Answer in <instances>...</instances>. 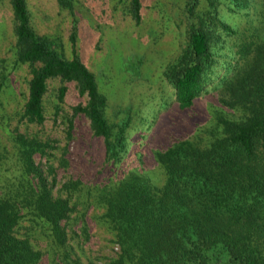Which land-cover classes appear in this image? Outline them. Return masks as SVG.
Masks as SVG:
<instances>
[{
  "label": "trees",
  "instance_id": "obj_1",
  "mask_svg": "<svg viewBox=\"0 0 264 264\" xmlns=\"http://www.w3.org/2000/svg\"><path fill=\"white\" fill-rule=\"evenodd\" d=\"M8 1L10 51L29 72L18 120L43 123L48 79L61 81L59 100L73 83L72 115L87 118L96 152L84 149L82 170L57 185L72 163V118L58 156L15 127L0 145V264H101L83 250L92 222L117 245L103 264H264V8L234 28L215 0L202 10L186 0L183 43L160 73L168 100L132 131L127 111L106 115L83 61L33 30L25 0Z\"/></svg>",
  "mask_w": 264,
  "mask_h": 264
},
{
  "label": "rangeland",
  "instance_id": "obj_2",
  "mask_svg": "<svg viewBox=\"0 0 264 264\" xmlns=\"http://www.w3.org/2000/svg\"><path fill=\"white\" fill-rule=\"evenodd\" d=\"M185 1L140 0L137 20L129 10L130 0H25V4L33 30L51 39L65 57L75 53L83 61L106 97V115L118 120L127 111L133 131L143 128L158 105L168 100L169 86L160 73L183 43L185 25L191 19ZM206 1L198 0L196 9L206 8ZM243 1L246 5L239 8L233 0H215L219 17L234 28L256 21L264 0ZM13 41L11 6L8 0H0V145H10L9 134L16 127L20 132L49 139L58 156L65 144L68 118H72L74 137L65 155L72 163L60 173V185L67 174L82 170L84 149L93 157L96 138L91 137L86 117L72 115V106L78 102L73 83L66 82L68 88L58 99V78L47 81L42 100L43 123L18 120L29 72L26 63H14L10 51ZM92 227L83 250L103 264L117 245L109 243L101 224L92 222ZM78 255L84 259L83 254Z\"/></svg>",
  "mask_w": 264,
  "mask_h": 264
}]
</instances>
